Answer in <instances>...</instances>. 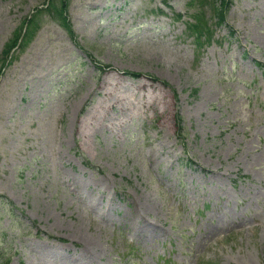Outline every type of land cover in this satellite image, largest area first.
<instances>
[{"label":"rangeland","instance_id":"obj_1","mask_svg":"<svg viewBox=\"0 0 264 264\" xmlns=\"http://www.w3.org/2000/svg\"><path fill=\"white\" fill-rule=\"evenodd\" d=\"M47 2L0 0V67L42 9L0 74V264H264V0L199 48L206 0H67L72 34Z\"/></svg>","mask_w":264,"mask_h":264},{"label":"trees","instance_id":"obj_2","mask_svg":"<svg viewBox=\"0 0 264 264\" xmlns=\"http://www.w3.org/2000/svg\"><path fill=\"white\" fill-rule=\"evenodd\" d=\"M207 3L210 4V7L212 8L211 11L214 14V16L217 19L218 23H221L225 20L226 11L229 7V0H208ZM47 10H52V13L55 12V16L59 18L61 24L68 29L71 33V25L67 19L66 16V10H67V0H50L48 1V4L46 6ZM42 9H37L35 13H33L28 19L24 21L26 23V27L23 31V25L19 27L11 38L8 40L7 43H5L4 48L2 50L1 56L5 57L8 56L11 49L17 46L18 40L20 41H27L35 28V15L40 12ZM189 30L191 33L195 36L196 41L204 42L209 41L212 37V32L214 31L213 27L210 24H207V21L204 18L203 13L201 15H196V23L195 24H189ZM22 35V37H21ZM203 37V39H200ZM21 43V42H20ZM126 73L132 74V75H138L134 72L127 71ZM178 127L181 128L180 125V115H176Z\"/></svg>","mask_w":264,"mask_h":264}]
</instances>
